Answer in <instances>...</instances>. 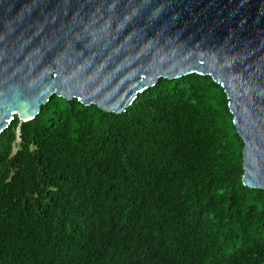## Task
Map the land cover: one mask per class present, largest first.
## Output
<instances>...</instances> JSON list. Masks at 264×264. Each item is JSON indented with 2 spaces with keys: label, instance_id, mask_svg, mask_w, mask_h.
I'll return each mask as SVG.
<instances>
[{
  "label": "trees",
  "instance_id": "1",
  "mask_svg": "<svg viewBox=\"0 0 264 264\" xmlns=\"http://www.w3.org/2000/svg\"><path fill=\"white\" fill-rule=\"evenodd\" d=\"M0 133V264H264V189L211 75L108 112L54 94ZM15 148H17L15 150Z\"/></svg>",
  "mask_w": 264,
  "mask_h": 264
},
{
  "label": "water",
  "instance_id": "2",
  "mask_svg": "<svg viewBox=\"0 0 264 264\" xmlns=\"http://www.w3.org/2000/svg\"><path fill=\"white\" fill-rule=\"evenodd\" d=\"M211 75L264 189V0H0V133L56 94L120 114L160 78ZM17 148H15L16 150Z\"/></svg>",
  "mask_w": 264,
  "mask_h": 264
},
{
  "label": "rangeland",
  "instance_id": "3",
  "mask_svg": "<svg viewBox=\"0 0 264 264\" xmlns=\"http://www.w3.org/2000/svg\"><path fill=\"white\" fill-rule=\"evenodd\" d=\"M17 142H19V141H17Z\"/></svg>",
  "mask_w": 264,
  "mask_h": 264
}]
</instances>
